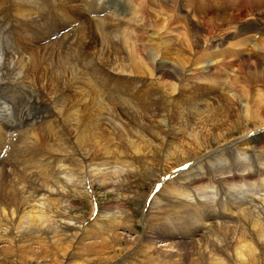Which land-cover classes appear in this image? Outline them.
<instances>
[{
  "label": "bare ground",
  "instance_id": "1",
  "mask_svg": "<svg viewBox=\"0 0 264 264\" xmlns=\"http://www.w3.org/2000/svg\"><path fill=\"white\" fill-rule=\"evenodd\" d=\"M119 1L114 0V4ZM135 1L140 2L141 6L149 7L151 13L142 21L137 17L138 20L133 24L137 26L136 35L132 31L128 32L127 23L114 20L113 14L104 22L97 23L99 33L89 29L77 31L70 49L72 58L64 56V59H60L59 54H55V49L60 48L58 44L34 47V43L40 40L31 41L27 35L20 38L15 30H19L17 27L29 26L30 29L41 31V21L37 18L39 13L48 14L58 2L62 4V8L71 6L74 11L67 10L69 17L62 15L64 19L73 15L81 23H89L90 20L80 5V2L88 0H79L78 4L74 0H0L1 17L5 23V26L0 25V42L3 44V49L0 48V122L5 121L4 127L7 130L25 125L26 142L22 147L32 146L34 155L38 154L37 149L42 144L49 153L54 152L52 155L58 153L56 145L71 146L67 148L70 151L61 150V165L54 168L55 171L50 176L46 175V171L39 164H27L25 161L17 164L16 168L24 169V174L35 178L34 182L38 184L36 193L25 198L23 202L25 209H28V215L21 218L22 229L27 228L31 234L39 235L36 238H42L44 243L46 237L54 239L55 235L71 242L75 240L74 243L81 236L79 243L82 245L83 241L105 237L104 224L93 222V231L90 233V230L82 226V221L76 224L72 219L63 221L64 216H53L47 200L51 201L50 197L57 194L64 196V191L74 199L84 198L85 182L92 191L90 182L95 181L92 179L93 174L96 178L103 179L104 175L110 174L109 171L114 172L117 169L122 173L129 171L130 167L136 169L134 163L153 161L155 156H160L169 164L182 161L176 165L179 166L191 159L194 161V158L207 150L206 155L196 159V163L181 172L175 180L168 181L158 195L154 196L147 213L143 215L144 231L147 228L152 230L154 225L159 226L162 222L167 224L165 229H170L169 232L174 237L181 234V239L194 240L192 242L200 249L196 264H263L264 190L256 183H246L243 180L233 183V180L242 177L257 182L264 177V35L253 48L260 54L258 59L245 56L241 61H217V65L223 67L222 72L225 65L228 67L237 64L235 67L238 76L235 75L231 81L229 78H219V82L211 81L212 83L203 84L201 89L193 91L185 85L182 88L184 80L181 76H185L186 65L191 63L197 70L211 67L204 60L203 49L214 50L218 45L211 38H205L207 32L199 31V26L195 24L197 21L175 23L172 22L170 13L164 12L161 5H153V0ZM163 2L170 3L171 0ZM171 6L173 7V1ZM87 7L90 13L112 8L102 0L91 1ZM126 10L123 8L121 14L126 15ZM129 16V21L136 17ZM235 18L239 19L237 16ZM216 20L224 21L228 17L210 19V22ZM201 24L209 26L206 20ZM260 25L264 29L261 21ZM240 29L248 31L250 25L243 24ZM11 33H15L17 40H21V47L25 49L17 57H12L10 52ZM165 33L182 36L174 38V41L181 42L178 49H175L171 40L165 38ZM70 42L71 40L66 44L65 52ZM46 46L48 51L45 50ZM233 46L239 48L236 43ZM77 52L82 59L89 57L88 61H93L91 66L95 64V70L101 77L93 76V70L86 68L87 78L81 82V73L72 67L74 63L80 66L84 64L78 59ZM33 53H36V57L41 54L43 57L33 61L36 58L32 57ZM152 73L171 80L166 85L167 93L157 91L165 100L150 94L149 85L143 75L152 76ZM90 79H93L92 83ZM174 83H181L180 91L175 94ZM223 84L226 88L222 93ZM110 113L114 114V120L109 118ZM245 120L247 123H241ZM231 121L239 123L234 128L238 135L225 137L226 133L234 131L230 129L212 140L202 137L213 135L211 132L218 131ZM40 123L42 124L39 128L35 127ZM40 127H44L42 134ZM33 128L37 130L30 131ZM250 133L254 136L248 137ZM9 141L11 140L5 144L0 142V145L5 148ZM212 144L217 146L211 148ZM9 146L12 147V143ZM75 146L78 148L73 150ZM10 155L9 162L12 161ZM44 159L45 156L42 162ZM115 159H120L116 161L119 165L117 168L112 165ZM122 161H129V164L120 163ZM140 167L144 170L141 164ZM174 167L165 163L160 170L154 172L164 175L166 172L163 170L170 171ZM214 168L217 172H208H214ZM119 175L112 176L114 182L119 179ZM102 184L104 185L103 181ZM255 185L259 186L258 189H255ZM208 188L215 192L210 191L209 194ZM189 190H192L190 197ZM20 194H23L22 190ZM255 195L258 196L253 197ZM214 212H221L220 217ZM167 219L168 222L175 220V225L166 222ZM1 221L0 219V225L6 226L7 223L2 224ZM126 221L129 220L126 218ZM196 221L204 223L201 226V238L195 240L196 234L200 232ZM127 226L125 230H129V225ZM116 237L119 236L110 235L103 242L95 241L90 244V253L97 255L107 248L113 249L116 246ZM152 237L155 242L158 241V236ZM17 238L13 241L19 242ZM136 238L138 240V236ZM130 245V249H134L136 244ZM179 245L178 249H181ZM170 247L172 245L169 242L164 251H173ZM100 248L104 249L99 251ZM148 249L150 251L152 248L141 244L135 250L137 255L147 256ZM151 258L150 255L149 259ZM149 263L153 264L154 261Z\"/></svg>",
  "mask_w": 264,
  "mask_h": 264
},
{
  "label": "rangeland",
  "instance_id": "2",
  "mask_svg": "<svg viewBox=\"0 0 264 264\" xmlns=\"http://www.w3.org/2000/svg\"><path fill=\"white\" fill-rule=\"evenodd\" d=\"M102 1L107 2L106 0H102ZM112 1H114V0H112ZM153 1L155 2L154 4H157V6L161 5L163 7V11L166 13L169 12L170 16H172V14H171L172 9H173V7L171 6L172 0L170 3L169 2H163V0H153ZM107 5H109V4H107ZM141 7L146 8L145 6H141ZM58 9H59L61 15H67L68 16L69 11H67V10H69V9L72 12H74L73 9L71 8V6H63V8H62V6L60 5V7ZM156 9H158V8L156 7ZM107 10H108V13H106V14H110V11H112L113 9L112 8L111 9L105 8L102 12H105ZM122 12H123L122 10L120 13L115 12L116 16L113 15V19L118 20V21L121 20V22L127 23L128 27L126 29H128V32L132 31L130 28H131V26H133L134 22L136 20H138L137 17H135L133 20L129 21L130 16L125 15V14H121ZM94 13H97V12H94ZM39 14H40V16L37 18H40V21H44L46 19L51 18V10L48 12V14L47 13H39ZM107 17H112V16L107 15ZM146 17L147 16H145L143 18H139V21H140V19L142 21V19H144ZM222 17L223 16H217L213 19L222 18ZM34 18H36V17H34ZM87 18L89 20L88 16H87ZM124 18H126V19L124 20ZM0 19H1L0 25L5 26V23L3 21L4 19H3V17H1V12H0ZM60 22H66V19H61ZM172 22H174V21H172ZM201 22L202 21H197L195 24H197L200 27L202 25ZM53 24L55 25L54 22L50 21V25L52 26ZM67 26H68L67 23H63L57 29V32L60 33L62 31H64L67 28ZM27 27H29V26H27ZM133 27L136 28L137 26H133ZM103 28H107V27H103ZM75 33L73 35H71V37L69 39L63 40L62 46H60L59 53H58L60 59H64L65 57H69L68 59L72 58L70 55V49H72V45H73L72 43L76 39ZM174 34L175 35H172L170 33H165L164 35H165V38H168L169 40L172 41V43L175 44V47H176L175 49H178V46L180 47L181 42L180 41H178V42L174 41V38H176V37L181 38L182 36L178 35L176 33H174ZM115 37L116 36H113V38H115ZM0 38H1V31H0ZM47 38H49V36H47V35L46 36H39L38 38L35 37V39L43 41L42 45L49 46V44H47L45 41V39H47ZM70 40H71L70 45L68 46L67 51L65 52L64 51L65 46ZM128 40H131L130 37H128ZM47 46L45 48L46 51L49 50V48H47ZM0 48L3 49V47H0ZM203 50L205 51L204 52V56H205L212 49H203ZM41 53H42V49H41ZM196 53H198V52H196ZM40 56L36 57V53H33L32 57H36L33 59V61H35L38 58L43 57L42 54ZM78 59L81 62L85 63V61H88L87 59H89V57L82 59V56L80 55V53H78ZM205 59L206 58H204V60ZM205 61L209 65L212 66L213 63H209L207 60H205ZM202 62H204V61H202ZM215 67L217 69V72L215 73L216 74L215 79L212 80L214 82L215 81L219 82L220 81L219 78H221V79H223V78L228 79L229 78V81H231L233 79V77L236 74H238V72L235 71L234 75L232 76V79H230L229 71L231 69V66H228L229 67L228 68L225 65L224 72H222L223 67L219 66V64L217 65V63H216ZM201 70H203V69H201ZM236 76H238V75H236ZM181 77H182V80H184V81H182V82H184L182 84V88L186 86L187 89L189 88L190 90L195 91V89H197V88L201 89V87L204 86L201 83L200 84L199 83L189 84L188 80L190 77H186L184 75ZM141 81H142V79H141ZM176 83H174V90H173L174 94L178 93L181 89V83H179V84H176ZM206 84H208V83H206ZM183 85H185V86H183ZM222 93H223V91H222ZM171 100H173V99L171 98ZM251 101H253V100H251ZM27 102H28V100H26V103ZM241 123H247V122L245 120V121H242ZM238 124L239 123H237V122L231 121V122L227 123L226 125H224L223 127L219 128L218 131L211 132V133H213V135H210V136L203 135L202 137H207L209 140H212L214 137L219 136L221 134H224L230 129H231V131H233L234 128ZM4 125H5V121H1L0 122V130H2V131L0 134V142H3L5 144L6 141H8L9 139L7 137V134L5 133L7 128L4 127ZM20 128H21V131H20L19 136L21 137V139L19 137L15 144L12 143V147H11V151H10V153L11 152L12 153H11V155L9 153L10 157L12 158V161L9 162L7 159L6 160L7 165L4 162L5 168H2L3 162L2 163L0 162V219L2 220L1 221L2 224H4V222H6L7 223L6 226L9 227L8 228L5 225H0V236L2 239V242H0V264H124V263L125 264H150L149 262H152V261H154L155 264H196L197 263L199 253H200V249L194 244L195 242H192L194 240L189 241V240L184 239V238L181 239V234L174 237L169 232L170 229H165L167 224L164 225L162 222L159 225L160 227L154 225L152 230L149 229L150 231L147 228L143 232L142 228L140 227L138 218L140 217V209H141L142 205L139 203L140 202L143 203V200H144L143 198L145 196L144 194L148 191L152 182L157 179L156 176H158V173H155V172L160 170L161 166L165 165V163L171 167L174 166V164H175V163L172 164V162H170V164H169V163L163 161L160 158V156H157V157L155 156L154 160L157 159V160H155L156 162L154 160L153 161L150 160V161L141 162V163H139V162L134 163V164H136V169L131 168V170L132 169H135V170H133L132 172H129V173L127 171V173L123 172L122 174H120L118 172V170L116 169V171H114V172L109 171L110 174L104 175L103 179L102 178H96V176H94V174H93L92 179H94L95 181L97 180V181L96 182L95 181L90 182V183L91 184L93 183L91 185V188L93 190L94 197L96 199V203L98 206V213H97V216H95L91 221L88 220L86 222V224H85V221L87 219H89L91 212H92V209L90 208V203L86 199L87 197L85 195L84 196L86 198L82 197V198L74 199L70 196V194H68L66 191H64V193H62L64 196H62V195L57 196L58 195L57 194L55 196L50 197V198H52L51 201L49 200V202H48V200H47V204L51 205L52 211L50 210V213L52 215L54 214L55 216H59V217L64 216L62 218V220L63 221L67 220L66 222H68L72 219V220H74V222L76 224H79V222L82 221L83 222L82 226H85L86 230H88V231L90 230L89 231L90 233L93 231L92 227H91L93 222L104 224L105 225V232H106V235H105L106 239H109L110 235L111 236H119V237L114 238L115 240L113 239L116 242V246L113 249L107 248L102 253L98 252L97 255H95L94 253H92V254L90 253V244L95 243V241H102L103 242L105 240V237H103L102 235H101L102 237L99 239L94 238V239L87 240L85 242L83 241L84 245L79 243V241L81 240L80 239L81 236H79L77 238V240H78L77 243H74L75 240H73L71 242L67 239L59 237L58 235H55L53 237L54 239H52L50 237H46V243H44L41 241L42 238L37 239L39 235L31 234L27 228L22 229V226H21L22 219L21 218L28 215V209H25V207L23 206V202H24L25 198L27 199L36 193V190L38 189V184L36 182H34L35 178H32V176L29 177L28 175L24 174V172H25L24 169L16 168L17 164L20 161H25L27 164H39V166H42L44 171H46V175L50 176L51 172L55 171L54 168L57 169L61 165L60 160H61V157L63 155L61 150L70 151L67 148H70L71 146L65 145L63 147L62 145H56L59 149L58 153L52 155L54 152L49 153V150L43 146L44 144H42L44 149L40 145V148L37 149L39 151L38 154L34 155L33 154L34 150H32V146L22 147L26 142L25 129H24L25 125H23V124L20 125ZM33 129L34 130H30V131L35 132L37 130V128H33ZM39 130H40V133L42 134L44 132V127H40ZM227 135L235 136V135H238V133H237V131L234 130L230 134L226 133L225 137H228ZM9 144H10V141L6 145L9 146ZM114 145H115V143H114ZM211 146H212L211 148L216 147V146H213V144ZM0 149H2V150L4 149L2 147V145H0ZM204 152H206V154L208 153L207 150H205ZM9 155L7 158H9ZM22 156H23V158H22ZM44 156H45V159H44V162H42V159ZM202 156H204V155L201 154L199 157H197V159H200V157H202ZM76 158H78V156ZM90 158L91 157H88V159H90ZM92 159H94V158H92ZM192 160L193 159H191V161ZM114 161L115 162H113L112 165H114L117 168V166H119V165L116 164V161H120V159H115ZM259 162H261V156L259 157ZM120 163H122V162H120ZM140 164L142 167H144L146 169V171H148V169L152 168L151 170L148 171V174L144 177H143L144 171L141 170ZM217 165H215V167H217ZM7 166L9 167V169ZM16 169L19 170L18 172H20V174L17 173ZM1 170H3L4 172H1ZM166 170H168V169H166ZM214 170H215L214 172L213 171H208V172H211V173L217 172L216 168H214ZM135 171L138 173V179H137V177L132 178L130 175V174L133 175ZM99 172H101V171H99ZM21 173H23V174H21ZM116 174H118V175L120 174L119 175L120 177H119V179H117L116 182H114V179L112 178V176H114ZM13 175H16V176H13ZM23 175H24V177H23ZM21 176H22V178H21ZM17 177L19 179L20 178L21 179L19 180V179H17ZM102 177H103V175H102ZM173 180H175V179H173ZM102 181L104 182V185L102 184ZM111 184H112L113 188L111 187ZM109 186H110V188H108ZM84 187H85V185H84ZM258 187L259 186L255 185V189H258ZM21 190L23 191V194H20ZM84 192H85V190H84ZM132 194H136L138 197L137 200L134 199L135 202L123 199L127 195H132ZM185 195H187V193H185ZM188 195H189V197L192 195V190H191V192L189 190ZM147 197H148V195H147ZM166 215H168V214H166ZM11 217H13V220H11L12 219ZM126 218L129 221H126ZM137 219H138V221H137ZM166 222H168V219ZM168 223H170L172 225L175 223V220L172 222H168ZM196 224H197V227L200 228V232H198L196 234L195 240L197 239V237L198 238L201 237V234H200L201 233V226L197 223V221H196ZM127 225H129V230H125L128 227ZM150 225H151V222H150L149 226ZM177 226H178V224H177ZM156 228H157V230H156ZM154 230H156V231H154ZM146 231H148V233ZM157 233H159V234H157ZM166 234H168L169 238L167 237ZM17 236H18V238H17ZM36 236H37V238H36ZM137 236H138V240L136 238ZM152 236H154V237L158 236V241L155 242V239ZM166 237L168 240H166ZM16 238L19 240V242L13 241ZM50 239H52V240H50ZM169 242H170V245H172V247H170V248H172L173 251H164L165 248L168 246ZM62 243H63V245H62ZM78 243H79V245H78ZM130 243L136 244L135 247H133L134 249H130V246H131ZM141 244H147L150 247V249L152 248L150 251L148 249L149 254H147V256L144 254H142V255L136 254L137 252L135 249L136 248L138 249ZM190 244H193L191 246V248H189ZM178 245L180 246L181 249H178ZM103 249L100 248L99 251H101ZM192 251H193V255H192ZM159 252H161V254ZM163 252H165L166 254H164ZM127 253L129 254L128 256H127ZM89 255H91V256H89ZM110 255H111V257H110ZM150 255L152 256L153 260H152V258L149 259ZM89 257H92V258H89ZM118 258H120V259H118ZM104 260H106V261H104ZM111 260H113V261L111 262ZM263 264H264V262H263Z\"/></svg>",
  "mask_w": 264,
  "mask_h": 264
}]
</instances>
